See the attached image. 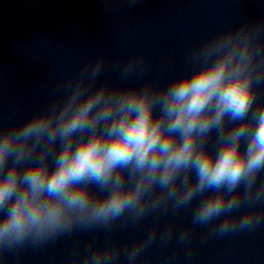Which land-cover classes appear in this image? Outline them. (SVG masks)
<instances>
[{
    "label": "clouds",
    "instance_id": "obj_1",
    "mask_svg": "<svg viewBox=\"0 0 264 264\" xmlns=\"http://www.w3.org/2000/svg\"><path fill=\"white\" fill-rule=\"evenodd\" d=\"M186 63L161 85L132 56L112 83L101 56L26 119L0 120V260L86 233L65 264H137L173 242L192 260L212 238L264 226V19L215 32ZM149 218L121 244L118 228Z\"/></svg>",
    "mask_w": 264,
    "mask_h": 264
}]
</instances>
